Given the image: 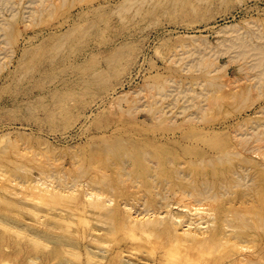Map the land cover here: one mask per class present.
Segmentation results:
<instances>
[{
  "label": "rangeland",
  "instance_id": "1",
  "mask_svg": "<svg viewBox=\"0 0 264 264\" xmlns=\"http://www.w3.org/2000/svg\"><path fill=\"white\" fill-rule=\"evenodd\" d=\"M5 1L0 248L10 244L7 263L264 264V155L246 149L264 145V84L257 86L264 73L236 70L253 57L237 56L256 49L251 44L261 42L253 51L264 54V0ZM187 76L228 85L166 84ZM164 84L166 93L156 90ZM28 171L68 187L59 186L67 211L83 206L86 189L100 193L90 200L94 220L76 223L71 212L64 220L52 206L43 212L25 197L31 189L2 180ZM203 184L216 194L212 204L188 196ZM144 209L153 223L137 243L128 218ZM172 226L206 235L200 242L183 235L191 250L157 262L173 243Z\"/></svg>",
  "mask_w": 264,
  "mask_h": 264
},
{
  "label": "bare ground",
  "instance_id": "2",
  "mask_svg": "<svg viewBox=\"0 0 264 264\" xmlns=\"http://www.w3.org/2000/svg\"><path fill=\"white\" fill-rule=\"evenodd\" d=\"M5 0H3V1H0L1 2V4H3V2H4ZM10 1V0H9ZM9 1H7V2H9ZM129 1V0H128ZM137 1V0H136ZM200 1V0H199ZM6 2V1H5ZM11 2H12V0H11ZM123 2H124V0H123ZM125 2L126 3H128L126 0H125ZM124 2V3H125ZM134 2V1H133ZM204 2H206V1H204ZM10 3V2H9ZM126 3H125V5H126ZM131 3V2H130ZM178 3V2H177ZM1 4H0V6H1ZM132 4V3H131ZM7 5V4H6ZM124 5V4H123ZM5 6V5H4ZM2 7V6H1ZM124 8H125V6H123ZM128 7V6H127ZM125 8V9H128V8ZM175 7V6H174ZM1 9V8H0ZM120 9H121V7H120ZM193 10V9H192ZM35 11V10H34ZM125 11V10H124ZM116 12V11H115ZM11 14V13H10ZM17 14V13H16ZM15 14V15H16ZM175 14V13H174ZM12 17V16H11ZM16 17V16H15ZM9 18V17H8ZM13 18H14V15H13ZM10 19V18H9ZM8 19V20H9ZM7 20V21H8ZM10 22V21H9ZM6 24V23H5ZM9 25H11V23H9ZM9 25L7 26V24H6V28H9ZM13 25H11V27H12ZM18 26V25H17ZM14 27V26H13ZM16 27V26H15ZM17 28V27H16ZM0 29H2V27H0ZM2 30H5V31H7L8 32V30H6V29H2ZM17 30H19V28L17 29ZM252 31V30H251ZM254 31H255V29H254ZM3 33V32H2ZM6 33V32H5ZM69 33V32H68ZM246 33V32H245ZM248 33V32H247ZM249 34H250V31H249ZM64 35V34H63ZM257 35V34H256ZM65 36V35H64ZM63 36V37H64ZM247 36H248V34H247ZM246 36V37H247ZM251 36V35H250ZM249 36V37H250ZM253 36H254V33H253ZM62 37V38H63ZM243 37H245V36H243ZM256 37V36H255ZM62 38H60V39H62ZM242 38V37H241ZM59 39V40H60ZM257 38H255V40H256ZM242 40H244V38L242 39ZM247 40V39H246ZM245 40V41H246ZM234 41H235V39H234ZM233 41V45H234V42ZM248 41V40H247ZM246 41V42H247ZM252 41V40H251ZM258 41V40H257ZM260 41H261V39H260ZM66 42V41H65ZM241 42V41H240ZM243 42V41H242ZM246 42H244V43H246ZM59 43V42H58ZM244 43H241L242 44V46H248V44H246V45H243ZM250 43H252V42H250ZM250 43H249V45H250ZM261 43V42H260ZM259 43V44H260ZM259 44H254L253 43V45L251 44V46H255V48L259 51L261 48L258 46ZM116 45V44H115ZM115 45H113V46H115ZM62 47V46H61ZM261 47H262V45H261ZM243 48V47H242ZM241 48V49H242ZM245 48V47H244ZM258 48H260V49H258ZM248 49V47L245 49V50H247ZM252 49V48H251ZM250 48H249V50L250 51H252L253 53L252 54H250V55H248V56H245L246 54L245 53H247L248 54V52H249V50H248V52H243V51H239V52H241V53H239L238 52V54H237V56L240 54V55H242V56H240L239 55V58H243V59H246V58H251L250 56H253L251 59H250V61H249V59H247V61H246V64H244V66H238V68H236V70L238 69L239 71L240 70H244V69H247V68H249V69H254V70H257V71H259L260 73L262 72V73H264V54L261 56V52H254L253 50H256V49H253V50H251ZM264 50V49H263ZM250 53V52H249ZM260 54L259 56L257 55V56H255L256 54ZM237 56H236V59H238L237 58ZM121 58V57H120ZM239 61H240V59H239ZM243 60L241 59V62H242ZM245 61V60H244ZM243 61V62H244ZM249 61V62H248ZM248 62V63H247ZM107 63H108V61H107ZM114 64V63H113ZM184 69V71H186V69L187 68H183ZM201 69H199L198 70V72L200 71ZM248 70V69H247ZM207 72H209L210 73V71H207ZM207 72H204L205 74L207 73ZM242 71H240V73H241ZM250 72V71H249ZM253 72V71H252ZM255 72V71H254ZM259 72H257V73H259ZM244 73H245V71H244ZM251 73V72H250ZM197 74H199V73H197ZM203 74V73H202ZM201 74V75H202ZM211 74V73H210ZM191 75V74H190ZM200 75V76H201ZM257 74H255V77H257L256 76ZM207 77H208V79H210L209 77H210V75L208 76V75H206ZM205 76V77H206ZM249 76V75H248ZM252 76V75H251ZM260 76H263L262 74H260ZM201 77H204V76H201ZM212 77V76H211ZM214 77V76H213ZM219 77V76H218ZM221 77V76H220ZM264 77V76H263ZM187 78L188 79H185L184 81L183 80H168V81H166V84L167 83H169L170 81H173L174 83H177L178 84V86L184 91V90H186L189 86H191L192 87V85H193V87H194V85L196 86H199V85H202V86H209V87H216V88H220L221 86H227L228 85V83L226 84H219V83H217V82H215V78L214 79H212L211 78V80H206L205 78H200V79H198L197 78V76H187ZM258 79V81L260 80V78L259 77H257L256 78V80ZM218 80H220V79H218ZM261 80H263V82H261L260 84L261 85H257V86H259V89L258 90H260V86H262L263 84H264V79H261ZM217 81V80H216ZM260 82V81H259ZM263 83V84H262ZM259 84V83H258ZM147 86H151L152 84H149V83H147L146 84ZM256 85V84H255ZM253 87H254V84H253ZM263 87V86H262ZM155 88H156V90L157 91H159V90H162V89H164L165 88V84L164 85H158V86H155ZM205 89H206V87H204ZM218 88V89H219ZM222 88V87H221ZM245 88V87H244ZM257 88V87H256ZM169 88L168 87H166L163 91L166 93V91L168 90ZM189 89V88H188ZM191 89V88H190ZM190 91V90H189ZM235 91V90H234ZM208 92V91H207ZM250 92V91H249ZM165 93H163V92H160V94L161 95H163L164 97H166L167 96V94H165ZM185 93V92H184ZM209 93V92H208ZM247 94H250V93H248V92H246ZM246 94V95H247ZM166 95V96H165ZM234 99V98H233ZM201 105H199V107H200ZM238 106H241V105H238ZM199 109V108H198ZM237 109H239V108H237ZM261 125H264V123L263 124H261ZM132 130V129H131ZM253 130V129H252ZM255 131H256V129H255ZM257 131H259V129L257 130ZM264 131H261V135L262 134H264L263 133ZM256 132H254V134H255ZM259 133V132H258ZM248 136L250 135V134H247ZM252 136V135H251ZM255 136V135H254ZM257 136H259V134L257 135ZM247 137V136H246ZM260 138V137H259ZM259 138L258 137H256L255 138V140L256 139H258L259 140ZM250 140H251V138H249ZM249 139H248V141H249ZM262 141H263V139H261ZM255 142H257V141H255ZM261 142V141H260ZM241 143V142H240ZM262 143V142H261ZM254 144V143H253ZM260 144V143H259ZM246 145H248V143L246 144ZM246 149H248V151L249 150H252L253 152L255 151H258L257 153H259V154H261V155H264V145H256V148H253V146H249V147H246ZM244 150V149H243ZM247 151V152H248ZM246 152V151H245ZM140 155L142 156V157H147L148 155H149V153H147V152H140ZM145 160V159H144ZM211 165H212V163H211ZM15 169H20V171L22 170V169H24V170H28L27 169V167H24V166H20V167H16ZM127 173V172H126ZM3 175V174H2ZM6 175V174H5ZM52 175V174H51ZM0 177H1V175H0ZM46 177H47V175H46ZM46 177H44L43 176V174H39L38 176H34V173L33 172H31V171H28V172H26V174H25V176L24 177H21V178H18V176L17 177H12V176H9V177H2V180H3V178H4V182L5 183H7V184H9V183H15V184H19V185H21L22 187H28L29 189H31V192L30 193H28L27 195L25 194V197H27V199L28 198H30V199H33L36 203H38L39 204V206L40 207H43V209H41L43 212L44 211H48L49 209H50V207L49 206H52V209L56 212V214H58V215H61L62 216V218L64 219V220H67V214L69 213V212H71L73 215L71 216V217H69L70 219H72L73 221H75L76 223L78 222V221H80V222H84V223H89L90 224V222H92L93 220H94V216H93V211L96 209H94V206L92 205L91 206V204H90V200L92 199H94L95 201H98V198L99 197H101L102 195L100 194V193H97V192H93V191H91V190H88V189H86L85 190V193H84V199H85V202H84V204H83V206L82 207H78V209L76 210V212H72V211H67V190H65V191H63V189H61L59 186H62L63 188L64 187H66L63 183H59L60 185L59 186H57L56 185V187L55 186H52V187H50V186H48L47 184H46ZM49 177H51V176H48V179H49ZM18 178V179H17ZM57 179V178H56ZM62 179V178H61ZM64 179V178H63ZM242 179V178H241ZM246 179V178H245ZM52 180H54V178L52 179ZM67 181V180H66ZM241 181V180H240ZM246 181V180H245ZM48 182V181H47ZM65 182V181H64ZM50 183V182H49ZM56 183V182H55ZM79 183V182H78ZM6 184V185H7ZM15 184H13V186L15 185ZM66 184V183H65ZM82 184V183H81ZM80 184V185H81ZM52 185V184H51ZM73 185V184H72ZM68 186V185H67ZM75 186V185H74ZM74 186H70V187H74ZM78 186V185H77ZM87 186V185H86ZM16 187V186H15ZM17 187H19L18 185H17ZM66 188H68V187H66ZM65 188V189H66ZM76 187H74V189H75ZM96 188V187H95ZM8 189V188H7ZM33 189V190H32ZM25 190V189H24ZM210 190H211V186H209L208 184H203L202 186H198V187H196L195 189H194V192H188V196H192V198H193V200L194 201H196L198 204H202V201H207V202H209L210 204H212V202H213V199L216 197V194H214V193H211L210 192ZM16 191V190H15ZM71 191V190H70ZM74 191V190H73ZM25 192V191H24ZM72 194V193H71ZM75 194L76 193H74L73 192V195L75 196ZM183 194V193H182ZM190 194V195H189ZM18 195V194H17ZM181 195V194H180ZM186 195V194H185ZM16 196V195H15ZM24 196V195H23ZM18 197V196H17ZM71 199V198H70ZM191 199V198H190ZM24 200V199H23ZM69 200V199H68ZM73 200V199H72ZM101 200V199H100ZM29 201H31V200H29ZM28 201V202H29ZM69 201H71V200H69ZM108 201V200H107ZM168 201V200H167ZM167 201H166V203H167ZM24 202V201H23ZM33 202V201H32ZM34 202V203H35ZM99 202V201H98ZM189 202V201H188ZM196 202H194V203H196ZM199 202H201V203H199ZM204 202H203V204H204ZM206 202V203H207ZM94 202H92V204H93ZM191 203V202H190ZM193 203V202H192ZM21 204H22V202H21ZM65 204V206H61V207H58V205L60 206V205H64ZM73 204V203H72ZM97 204V203H96ZM95 204V205H96ZM101 204V206H102V203H100ZM107 204V203H106ZM69 205V204H68ZM99 205V204H98ZM170 205V204H169ZM209 205V204H208ZM16 206H17V204H16ZM70 206H71V204H70ZM100 206V205H99ZM107 206V205H106ZM167 206V205H166ZM77 207V206H76ZM75 207V208H76ZM168 207V206H167ZM30 208V207H29ZM28 208V209H29ZM38 208V207H37ZM71 208V207H70ZM101 208V207H100ZM20 209V208H19ZM97 209H99L98 207H97ZM104 209V208H103ZM102 208H101V210H103ZM108 209V208H107ZM32 210V209H31ZM100 210V211H101ZM187 210V209H186ZM191 210V209H190ZM99 211V210H98ZM108 211V210H107ZM151 210L150 209H144V210H142V211H140V212H138L137 214H135V215H129V225L131 226V229H130V232H129V234H130V237L133 239V241H135V242H137V243H141V241H143V242H145V239H146V237H148L149 238V236H150V232L148 231V229H147V227H148V225L150 224V223H153L152 222V220H151V218H152V216H153V214H151V213H153V212H150ZM29 212H30V210H29ZM35 212V211H34ZM36 212H39V211H36ZM51 212V211H50ZM50 212H46V213H50ZM53 213V212H52ZM75 213H77V215L75 214ZM190 213L192 214L193 213V211H190ZM38 214V213H37ZM42 214H44V213H42ZM55 214V213H54ZM76 216H75V215ZM39 215V214H38ZM45 215V214H44ZM50 216V215H49ZM55 216V215H54ZM57 216V215H56ZM35 217V216H34ZM160 217H161V215H160ZM45 218H46V216H45ZM55 218V217H54ZM57 218V217H56ZM60 219H61V217H60ZM54 220V219H53ZM57 220V219H56ZM71 220V221H72ZM164 220V219H163ZM240 220H242L243 221V216L241 215L240 216ZM245 220V219H244ZM260 220V219H259ZM172 221H173V219H172ZM246 221V220H245ZM260 222V221H259ZM243 223V222H242ZM36 224V223H35ZM60 224V223H59ZM155 224V223H154ZM161 224V223H160ZM34 225V224H33ZM62 225H67V222L65 221ZM81 225V224H80ZM157 225V224H156ZM3 226V225H2ZM1 226V227H2ZM162 226V225H161ZM49 227V226H48ZM87 227V226H86ZM85 227V228H86ZM150 227V226H149ZM173 227V226H172ZM188 227H190V226H188ZM246 227V226H245ZM3 228V227H2ZM6 228H7V225H6ZM15 228V227H14ZM83 228V227H82ZM199 228H201V226L200 227H198V229ZM9 229H10V227H9ZM58 229V228H57ZM56 229V230H57ZM60 229V228H59ZM58 229V230H59ZM62 229V228H61ZM71 229V228H70ZM136 229H138L137 231H139V232H137L136 231ZM173 229H174V231L176 232V233H174L175 235L171 238L172 239V241H173V243L172 244H170L169 246H166V247H164V249H163V252L160 254V256H158L157 258H156V261L157 262H162V261H164L166 258H169V257H172V258H181L183 255H184V253L185 252H188V250H191V246L190 245H182V243L184 244V241H183V239H181L182 237H183V235H187V234H192V235H197L195 232H194V230L193 231H191L190 229H188L187 228V226H186V229H183V230H180L179 231V229L177 228V227H173ZM172 229V230H173ZM73 230V229H72ZM66 231V230H65ZM65 231H63V233L65 232ZM177 231L179 232V233H177ZM0 232H2V231H0ZM7 232H8V230H7ZM6 232V233H7ZM13 232V231H12ZM11 233V232H10ZM16 233H18V232H16ZM76 233V232H75ZM79 233V232H78ZM3 234V233H2ZM128 234V235H129ZM141 234H143V235H145L144 237H142L141 238ZM152 234V233H151ZM13 235V234H12ZM19 235H20V233H19ZM46 235H50L49 233H47L46 232ZM205 235H206V233H204V232H200V235H197V236H199L200 238L199 239H197L196 241H198V242H200V241H203V237H205ZM14 236V235H13ZM225 236H227V234H222L221 235V237H220V240H224V242H228L227 240H226V237ZM19 237V236H18ZM50 237V236H49ZM70 237V236H69ZM185 237V236H184ZM190 237V236H189ZM188 237V238H189ZM27 238H29V237H27ZM35 238V237H34ZM89 238V237H88ZM191 238V237H190ZM231 238V237H230ZM30 239V238H29ZM29 239H28V241H29ZM33 239V238H32ZM31 239V240H32ZM37 239V238H36ZM187 239V238H186ZM23 240V239H22ZM21 240V241H22ZM231 240H233V239H231ZM36 241V240H35ZM76 241V240H75ZM30 242V241H29ZM38 242H40V240L38 241ZM96 242V241H95ZM99 243V242H98ZM229 243V242H228ZM34 244V243H33ZM32 244V245H33ZM36 244V243H35ZM40 244V243H39ZM42 244V243H41ZM63 244H65V243H63ZM206 244V243H205ZM220 244V243H219ZM233 244V243H232ZM37 245V244H36ZM44 245V244H43ZM5 246L7 247V246H9L10 247V244H3V245H1V248H0V264H9V263H7V261H6V259H4V255H6V253H7V251L4 249L5 248ZM38 246V245H37ZM41 246V245H40ZM220 246V245H219ZM234 246H236V245H234ZM45 247H46V244H45ZM66 247V246H65ZM209 247V246H208ZM222 247V246H221ZM232 248V247H231ZM235 248V247H234ZM74 250V249H73ZM64 251H67V250H64ZM236 251V250H235ZM73 252V251H72ZM232 252V251H231ZM71 253V252H70ZM69 253V254H70ZM71 255V254H70ZM92 256V255H91ZM188 256V255H187ZM252 256V255H251ZM70 257V256H69ZM78 257V256H77ZM76 257V258H77ZM189 257V256H188ZM72 258H73V256H72ZM79 259V258H78ZM123 259V258H122ZM33 261H35V260H33ZM244 261V260H243ZM242 261V262H243ZM28 262V261H27ZM76 262V261H75ZM256 262V261H255ZM258 262V261H257ZM33 262H31V263H29V264H32ZM237 263V262H236ZM246 263V262H245ZM34 264V263H33ZM76 264V263H75ZM249 264V263H248Z\"/></svg>",
  "mask_w": 264,
  "mask_h": 264
}]
</instances>
